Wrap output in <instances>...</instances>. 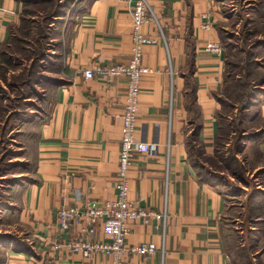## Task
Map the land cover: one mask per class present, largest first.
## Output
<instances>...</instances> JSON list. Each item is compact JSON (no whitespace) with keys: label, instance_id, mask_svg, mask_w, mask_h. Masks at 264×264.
Segmentation results:
<instances>
[{"label":"crops","instance_id":"obj_1","mask_svg":"<svg viewBox=\"0 0 264 264\" xmlns=\"http://www.w3.org/2000/svg\"><path fill=\"white\" fill-rule=\"evenodd\" d=\"M149 2L165 37L144 47L143 65L151 71L141 81L136 138L154 144L155 150L135 153L129 198L157 213L166 211L168 221L164 226L160 220L149 224L129 220L127 246L155 243L158 250L147 256L130 253L125 264H264V227L254 222L240 227L244 234L260 232L255 247L247 238L235 242L227 222L234 208L231 196L215 175L222 163L221 119L232 103L229 90L243 77L234 78L228 69L227 40L242 32V8L249 11L246 24L255 21L264 27V0H243L242 6L239 0ZM128 4V0H82L74 12L68 49L57 58L61 63L51 77L48 103L25 136V163L33 170L13 184L10 200L2 208L11 220L5 231L11 238L3 245L0 239V264H111L102 253L86 258L66 248L56 250L60 241L56 210L64 203L117 198L128 79L100 74L87 78L85 70L127 63L132 57L133 18ZM24 5L23 0H0V65L1 51L11 40L13 27L22 21ZM142 31L159 35L154 23L145 24ZM209 43L219 44L222 51L208 50ZM263 84L254 85L255 92ZM252 101L256 103L251 102L245 112L252 116L254 105L259 122L254 134L261 136L253 135L248 148L254 146L259 154L254 171L264 172V92L255 93ZM232 106L231 119L237 116L239 132L244 125L242 107ZM261 178L258 183L264 190V174ZM257 217L255 221L264 224V211ZM97 237L104 238L101 229ZM233 246L234 251H244L232 254Z\"/></svg>","mask_w":264,"mask_h":264},{"label":"rangeland","instance_id":"obj_2","mask_svg":"<svg viewBox=\"0 0 264 264\" xmlns=\"http://www.w3.org/2000/svg\"><path fill=\"white\" fill-rule=\"evenodd\" d=\"M242 1L239 0L241 6ZM81 2L82 0H55L54 3L49 4V7L42 2L28 5L27 8L32 15L27 16V19L37 20L39 23L32 25L29 32H25L20 29L22 24L20 21L12 29V40L3 48L10 62L0 65V105L2 106H0V122L2 123L0 125V232L3 233L0 239L3 241L2 245L11 238L10 234H5L11 220L8 214H4L5 210H2L5 206L4 202L10 200L13 184L33 170L29 163H25V136L28 131H31L28 129L29 124L42 114L48 103L50 82L53 81L51 77L56 75L61 63L57 58L66 55L68 31L74 12ZM242 10L244 19L242 32L237 36L232 33L227 40L231 47L228 69L234 78L239 74L246 75L249 61L254 59L253 65L261 75H264V35L261 34L264 27L261 22L257 26L255 21L252 26L246 24L247 17H250L247 15L249 11L243 8ZM47 13H50L49 17L46 16L44 19ZM40 25L43 26V30L42 34L38 35L39 30L36 27ZM27 33H30V36H27ZM38 46L41 54L35 56L32 53ZM241 49L246 50V53ZM261 87H257V96L264 92V84ZM232 103L231 106L230 102L228 103L226 115L221 119L224 127L219 145L222 163L217 167L220 173L215 175L218 177L217 183L224 184L223 190L231 196L229 203H233L234 208L227 217L233 232L232 237L235 238L236 243L247 238L249 244L255 247L261 238L260 232L255 231L251 234L249 231L244 234L241 233L240 227L247 228V225L253 222L264 227L262 220L255 221L264 211V190L259 187L260 182L258 183V179L263 180L261 177L264 172L254 171V164L257 163L255 158H258L259 154L254 146L248 148L252 138L260 137L261 134H254V127L259 124L257 120L255 121L254 105L250 117L245 112L249 109L246 106L243 107L240 119L244 122V125L242 124L244 128L241 132H236L237 116L231 119V112L234 111ZM233 217L240 219L232 221ZM235 227L237 230H234ZM233 249L234 246L231 250ZM242 249L233 250L231 253L244 251ZM241 264L250 263L242 261Z\"/></svg>","mask_w":264,"mask_h":264},{"label":"built area","instance_id":"obj_3","mask_svg":"<svg viewBox=\"0 0 264 264\" xmlns=\"http://www.w3.org/2000/svg\"><path fill=\"white\" fill-rule=\"evenodd\" d=\"M133 18V54L127 63L111 66H98L86 69L87 78L100 75H125L128 79L126 103L122 114L121 147L119 158V183L117 198L100 202L89 199L82 205L63 204L56 210L57 230L60 241L55 244L56 250L66 248L71 252L81 253L89 257L93 253H102L111 258V264H125L128 255L137 252L142 256L152 255L158 250L155 243H144L138 247L127 246V236L131 229L129 220H140L149 224L153 220L163 221L166 226L168 213L139 206L129 198V170L133 164L135 153H151L155 145L136 138L141 81L143 74L151 69L143 65L144 47L149 43L164 38V30L149 0H128ZM154 23L159 31L158 37L147 36L142 27ZM207 49L221 52L217 43H209ZM169 180L166 179V190ZM101 229L104 238H98Z\"/></svg>","mask_w":264,"mask_h":264},{"label":"trees","instance_id":"obj_4","mask_svg":"<svg viewBox=\"0 0 264 264\" xmlns=\"http://www.w3.org/2000/svg\"><path fill=\"white\" fill-rule=\"evenodd\" d=\"M55 0H23L24 2V8L22 11V24L21 28L25 32H29L30 28L32 25H34V22L30 19H27V16L32 15V13L29 11L27 8L28 5L30 4H37L38 2H42L46 4L47 7H49L50 3H54ZM50 13H47V15L44 16V19L49 17ZM26 17V18H25ZM43 19V23H44ZM38 28V35L42 34L43 26H37L36 29ZM27 36H30V33H27ZM12 40V38H11ZM35 56L41 54L40 48L38 46L37 50H35L34 53ZM8 55H6V51L3 49L1 51V61L2 63H8L10 62V59L7 58ZM254 60V59H253ZM253 60L249 61L248 67L246 68V75H243V77L236 82L233 83L229 90V95H230V100L234 103L239 104L241 108V111L243 110V107L247 105H251L253 103V99L255 97V90H254V85L260 84L264 81V75H261L259 70L255 68V65H253ZM255 61V60H254ZM252 102V103H251ZM1 106V105H0ZM2 107V106H1ZM240 111V112H241ZM2 112V110H1ZM0 118H1V113H0ZM239 120V119H238ZM244 127L241 125V129L239 132L243 130ZM263 132V131H262Z\"/></svg>","mask_w":264,"mask_h":264}]
</instances>
